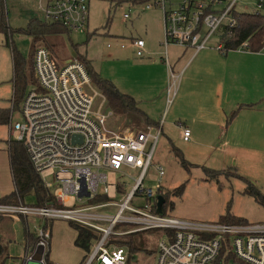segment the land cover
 I'll use <instances>...</instances> for the list:
<instances>
[{
	"label": "built area",
	"instance_id": "built-area-1",
	"mask_svg": "<svg viewBox=\"0 0 264 264\" xmlns=\"http://www.w3.org/2000/svg\"><path fill=\"white\" fill-rule=\"evenodd\" d=\"M144 10L161 9L164 22V46L192 47L195 52L208 48L211 37L221 38L238 26L237 5L240 0H181L175 8L170 0H129ZM90 0H46L45 20L60 23L71 32L87 29ZM256 14L264 15V0H258ZM129 14L124 19H129ZM264 41V40H263ZM137 57L145 55L142 39L129 41ZM110 48L111 45L108 44ZM124 44L121 48H125ZM224 54L230 50L220 44ZM237 51H252L249 41ZM36 87L24 95L20 112L22 122H10V139L22 143L37 172L50 171L56 185L44 183L55 190V203L45 206L7 205L0 203V217H41L47 221L65 220L92 230L97 238L82 264H129L125 246L116 245L120 238L139 232L158 230L163 238L158 244L157 264H264V224L188 223L158 211L162 190L145 184L153 164V156L161 128L147 126L138 132L116 134L107 123L113 112L104 113L106 99L92 85L90 73L80 59L56 62L42 44L34 50ZM182 74L169 70V97H175ZM100 103L95 109V101ZM191 130L184 129L188 141ZM138 170L131 190L121 203L109 196L108 173ZM159 175L164 173L158 167ZM60 176H62L60 178ZM121 184L116 183L117 194ZM100 197L102 204L88 206ZM74 199L72 207L67 201ZM141 201L135 204L134 201ZM116 206L113 216L94 211ZM132 227L131 229H127ZM123 228V229H122ZM37 246L44 248L41 264H46L50 232L38 234ZM36 246V247H37ZM27 253L25 263L32 260Z\"/></svg>",
	"mask_w": 264,
	"mask_h": 264
},
{
	"label": "rangeland",
	"instance_id": "rangeland-1",
	"mask_svg": "<svg viewBox=\"0 0 264 264\" xmlns=\"http://www.w3.org/2000/svg\"><path fill=\"white\" fill-rule=\"evenodd\" d=\"M170 1L174 8L179 2V0ZM257 1L240 0L237 9L248 12L257 11ZM5 6L7 22L15 30L12 38L14 46L30 62L33 56V40L18 30L27 28L31 15L34 18L43 19L41 3L38 0H5ZM125 14L130 15L129 19H124ZM133 39L144 40L146 44L144 58L136 57L130 50L128 44ZM218 41L217 35L211 39V43L214 44ZM46 43L51 44V52L56 62H64L78 56L85 57L102 80L115 84L124 94L132 96L144 113L157 117L158 123L162 122L166 108H170L168 121L174 117V113L180 116L173 122L174 132L177 134L170 135L166 132L163 134L161 131L153 156V164L145 179L147 186L162 190L167 203L164 210L166 216L188 223L217 224L222 217L229 215L249 224H264V205L253 195L247 193L248 185L246 184L247 181L250 182L264 195V149L254 155L257 162L256 166L251 165L246 171H241V174L235 169H229V167L220 169L221 160H219V156L216 158L217 163H208L207 156L197 153V147H191L192 149L185 151L186 146L179 139L175 122L188 120L186 116L192 118L197 115V111L196 113L194 110L190 111L185 108L184 104L171 105L172 96L169 97L171 103H168L167 78L164 79L165 83L159 68L152 64L153 62L160 63L161 56H165L166 50L168 55H171L179 48L170 45L166 49L163 44L164 22L161 9L144 10L142 5L130 1L90 0L87 29L71 32L69 36L66 33L48 36ZM221 43L223 42L221 41ZM108 44L111 45L110 48ZM122 44L126 46L124 49L121 48ZM259 52L264 55L263 49ZM230 53H236V51ZM245 58H243L245 60L240 61V65L264 63V57L261 56H246ZM183 73L176 93H178ZM92 85L94 90L106 99V108L103 112L112 111L114 113L113 117L108 119V129L116 134L123 130L137 132L138 126H134L132 123L134 121L129 120L128 115L124 117L121 112H116L110 107L104 89L95 82H92ZM36 86L34 82L30 83L26 92L31 91ZM14 90L11 52L6 45L4 35L0 33V108L12 110ZM162 96H166L167 99V105L164 107L162 106ZM99 103L100 99H97L95 109ZM22 121V114L16 107L11 116V124ZM10 138V125H0V197L2 192L11 190L13 186L5 144ZM177 151L182 153L183 158L177 156ZM202 151L204 154L207 153L205 150ZM213 153L210 152L208 155L211 156ZM193 159L198 162L195 163ZM198 164L201 165L198 166ZM158 167L162 168L163 176L159 175ZM209 167L215 168V170H224V172L211 173L209 170L213 169ZM250 169H257V171L250 172ZM122 172L124 175L108 173L109 183L114 184L110 186L109 196L115 203H121L124 200L125 195L134 184L130 177H137L139 171L122 170ZM41 177L44 183L56 185V178L50 171L43 173ZM116 183L125 187L123 194H117ZM182 187V192L177 194V191ZM103 202L105 201L92 202L88 206ZM140 202L134 201L135 204ZM24 204L36 206L35 196H27L24 199ZM66 204L72 207L74 199H69ZM117 211L118 207L109 206L94 212L113 216ZM21 218L13 217L7 227L4 228L5 234L1 233L2 230L0 229V235L8 242L10 259L7 264H25V234L28 232L38 235L47 221L44 218L34 216H29L28 219ZM49 223L51 242L49 241L47 251L50 261L55 264H80L87 252L74 246L76 236L69 225V221L54 220ZM162 238V231L150 230L133 233L117 241L132 242L134 251L131 254L126 247L130 254L129 264H157L158 244ZM26 264L41 263L30 261Z\"/></svg>",
	"mask_w": 264,
	"mask_h": 264
},
{
	"label": "crops",
	"instance_id": "crops-1",
	"mask_svg": "<svg viewBox=\"0 0 264 264\" xmlns=\"http://www.w3.org/2000/svg\"><path fill=\"white\" fill-rule=\"evenodd\" d=\"M38 1L41 3L43 19H37L31 15L28 24L32 19L46 21L44 14L46 0ZM180 3L181 0H179L176 6ZM238 12L245 13L248 11L238 10ZM254 12L256 11L250 13ZM211 39L208 43V48L199 52H195L192 47H179L177 51L168 55L166 50L165 56H161L160 63L153 62L152 64L159 68L162 73V80L165 83L169 81L168 75L170 69L176 74H182L184 72L178 93L172 99L171 105L184 104L186 106L185 108L190 111L194 110L195 113L197 111V115L192 118L186 116L188 120L175 122L179 139L186 146L185 151L192 149L191 147H197V153L202 156H207L208 163H217L216 158L219 156V160H221L220 169L229 167V169H235L241 173V171H246L251 165L253 167L256 166L257 162L254 155L264 149V63L259 65H240L239 63L241 60H245L246 56L264 57V55H261V52L254 51H238L247 53L239 54L237 50H228L224 54L217 49L220 44L224 45V43H221V38L218 37L219 41L215 44L211 43ZM130 50L136 56L135 50L131 48ZM235 51L236 53H230ZM144 57L145 55L141 58ZM165 78H167L166 81L164 80ZM161 100L163 107L167 105L166 96H162ZM169 109L166 108L161 123L156 121L157 117H153L147 113H145L146 119L137 113H130L127 118L134 121L132 123H134V126H138V131L150 126L154 129L161 128L163 134L165 132L170 135L177 134L174 132L175 126L173 122L180 116L174 113V117L168 121ZM186 128L191 130L188 141L184 140V129ZM8 141L5 144L13 186L11 190L2 192L1 197L9 195L15 190L10 167ZM202 150H205L207 153L204 154ZM210 152H214L211 154V156L214 155L212 158L208 155ZM194 162L196 163L198 161ZM232 162L233 164L231 165ZM210 169H213L211 171H220L215 170V168ZM252 171H257V169H250V172ZM220 172H224V170ZM12 219L11 217H3L0 219L1 233H6L4 228L7 227ZM21 219L24 218L22 217ZM74 232L76 241L77 232L75 230ZM0 236L4 238L2 235ZM4 240L7 242L5 238ZM27 247V239L25 237L26 255L30 252V248L28 247L27 249ZM83 260L80 264L83 263ZM50 262L53 263L52 261Z\"/></svg>",
	"mask_w": 264,
	"mask_h": 264
},
{
	"label": "trees",
	"instance_id": "trees-1",
	"mask_svg": "<svg viewBox=\"0 0 264 264\" xmlns=\"http://www.w3.org/2000/svg\"><path fill=\"white\" fill-rule=\"evenodd\" d=\"M129 1V0H122ZM5 1L0 0V33L5 35L6 45L10 48L11 58L13 63L14 71V88L15 94L13 97L12 110L0 109V125H9L11 122V116L15 111L16 107L20 109V105L23 101L24 95L26 94L27 86L30 83H36L34 78V59L32 56L29 62L26 58L17 50L12 41L13 32L15 30L11 28L7 22ZM238 26L231 29L232 33L228 34L225 30V34L221 37V41L224 43L227 49L233 50L239 47L243 42L249 41L250 49L254 52H259L264 48V16L256 13L239 12ZM20 33H25L30 36L33 40V55L35 46L39 43L45 45L47 49L52 51V46L46 43L48 36L64 34L68 36L71 31L68 30L60 23H52L49 21H41L37 19H32L27 28L18 30ZM46 43V44H45ZM84 64L86 65L92 82H95L99 87L104 89L108 100L110 102V107L116 112H121L124 117L130 113H137L144 116L146 119V114L138 108V105L133 97L130 95L122 93L115 84L102 80L97 73L94 71L91 63L85 58L78 56ZM8 153L10 156V167L14 181L15 190L4 197L0 198V203L7 205H19L24 203V199L27 196L33 195L36 198V206H45L51 203H55V190L47 189L44 185V181L41 174L36 171L32 165L28 152L22 143L16 141H8ZM177 156L183 158V155L177 151ZM211 173H220L219 171H211ZM246 180V179H245ZM248 185L247 193L253 195L259 202L264 205V195L258 190L257 187L252 185L250 182H246ZM119 190H122L120 185ZM183 187L177 191V194L182 192ZM107 197H100L96 199L95 202L106 201ZM166 202L162 207L164 213ZM3 217H0V219ZM52 221H46L44 229L47 230L50 227ZM220 223L227 224H247L248 222L237 219L231 216H224L221 218ZM72 229L77 232V238L75 241V246L79 249L85 250L87 253L83 258L85 260L87 254L90 252L92 246L91 242L93 239L97 238L95 233L85 228L77 223L69 222ZM49 230V229H48ZM25 237L27 239V245L30 248V252H34L38 243V236L26 233ZM119 246L128 247L130 254L134 251L132 242L125 241H115ZM27 247V249H28ZM129 254V256H130ZM10 259L8 253V242L0 236V264H7ZM83 260V261H84ZM46 264H53L49 260V252L45 254ZM130 262V258H129Z\"/></svg>",
	"mask_w": 264,
	"mask_h": 264
},
{
	"label": "water",
	"instance_id": "water-1",
	"mask_svg": "<svg viewBox=\"0 0 264 264\" xmlns=\"http://www.w3.org/2000/svg\"><path fill=\"white\" fill-rule=\"evenodd\" d=\"M165 202H166V200L163 197V195H159L158 196V211L160 213L162 212V207H163V205H164ZM43 254H44V248L41 247V246H37L36 249H35V251H34V253H33V255H32V260L31 261L32 262L41 263Z\"/></svg>",
	"mask_w": 264,
	"mask_h": 264
}]
</instances>
